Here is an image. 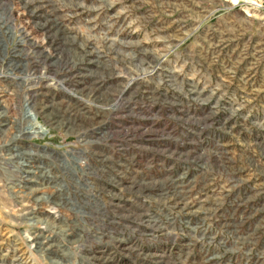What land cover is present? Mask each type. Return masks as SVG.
<instances>
[{"label":"rangeland","instance_id":"rangeland-1","mask_svg":"<svg viewBox=\"0 0 264 264\" xmlns=\"http://www.w3.org/2000/svg\"><path fill=\"white\" fill-rule=\"evenodd\" d=\"M0 264H264V0H0Z\"/></svg>","mask_w":264,"mask_h":264},{"label":"built area","instance_id":"built-area-1","mask_svg":"<svg viewBox=\"0 0 264 264\" xmlns=\"http://www.w3.org/2000/svg\"><path fill=\"white\" fill-rule=\"evenodd\" d=\"M55 89H57V87L55 88ZM57 90H59V91H61V92H63V91H67V93H69L68 92V90L66 89V86H64V84H62L61 86H59V88L57 89ZM70 94V93H69ZM33 98L35 97L34 95L32 96ZM79 100L81 99V100H83L81 97H79L78 98ZM67 103V102H66ZM78 106V105H77ZM31 183H26L29 187H33L34 185H36V184H34V182H32L31 180H29ZM26 182H28V181H26ZM33 183V184H32ZM39 184V183H38ZM40 185V184H39ZM29 189H32V188H29ZM34 189V188H33ZM30 190V193H33L34 192V190L36 191V193H38V189L36 190V189H34V190ZM24 198V197H23Z\"/></svg>","mask_w":264,"mask_h":264},{"label":"bare ground","instance_id":"bare-ground-1","mask_svg":"<svg viewBox=\"0 0 264 264\" xmlns=\"http://www.w3.org/2000/svg\"><path fill=\"white\" fill-rule=\"evenodd\" d=\"M40 77H41V76H40ZM13 81H14V80H13ZM59 81H60V80H59ZM53 115H54V114H53ZM25 153H26L27 155H28V153L31 154V152H29V151H28V152H25ZM21 154H22V153H21ZM18 156H19V155H18ZM29 157H30V156H29ZM30 158H32V157H30ZM27 164H28V163H27ZM25 167H26V169H27V174H28L29 172H30L29 174H31V171H29V169H30V167H31L30 164H29V165H26ZM37 169H42V167H37ZM33 173H34V172H33ZM27 214H28V212H27ZM30 215H31V214H30ZM32 216H33V215H32ZM34 236H35V235H34ZM39 236H40V235H39ZM37 238H38V237H37ZM40 240H41V239H40ZM40 242H41V241H40ZM42 244H43V243H42ZM36 245H38V244H36ZM46 245H47V244H46ZM38 246H39V245H38ZM50 246H51V245H50ZM40 247H41V246H40ZM47 248L49 249V247H47Z\"/></svg>","mask_w":264,"mask_h":264}]
</instances>
